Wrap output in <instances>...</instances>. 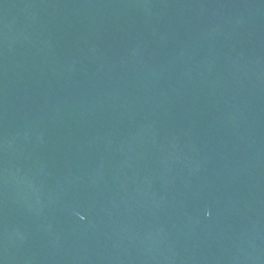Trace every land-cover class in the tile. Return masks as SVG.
Segmentation results:
<instances>
[{
  "label": "water",
  "instance_id": "obj_1",
  "mask_svg": "<svg viewBox=\"0 0 264 264\" xmlns=\"http://www.w3.org/2000/svg\"><path fill=\"white\" fill-rule=\"evenodd\" d=\"M0 264H264V0H0Z\"/></svg>",
  "mask_w": 264,
  "mask_h": 264
}]
</instances>
